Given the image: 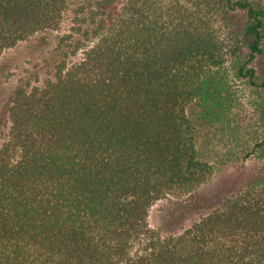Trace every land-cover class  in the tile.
I'll use <instances>...</instances> for the list:
<instances>
[{
    "label": "trees",
    "instance_id": "trees-1",
    "mask_svg": "<svg viewBox=\"0 0 264 264\" xmlns=\"http://www.w3.org/2000/svg\"><path fill=\"white\" fill-rule=\"evenodd\" d=\"M21 46L20 76L0 69V264H264V168L204 194L189 114L241 124L230 64L264 93L262 0H0V59Z\"/></svg>",
    "mask_w": 264,
    "mask_h": 264
},
{
    "label": "rangeland",
    "instance_id": "rangeland-1",
    "mask_svg": "<svg viewBox=\"0 0 264 264\" xmlns=\"http://www.w3.org/2000/svg\"><path fill=\"white\" fill-rule=\"evenodd\" d=\"M262 2L264 3V0ZM240 20L242 26L247 24L246 17L241 15ZM25 47L21 46L0 59V69L11 70L20 76L26 66L25 58H31ZM248 53L249 51L245 47L241 55L243 63L248 60ZM262 64L259 60L250 65L256 66L260 79H264ZM229 72L230 84L238 97V102L230 114L232 118L241 122L239 126H235V124L224 126L220 122L207 124L201 118L202 108L199 104L196 103L189 108L191 118L196 121L199 148L203 157L217 167L213 181L203 190L204 194L208 196L237 191L252 178L259 176L264 168V161L246 159L254 144L264 137V129L259 125V107L260 103L264 102V93L251 87L246 80L236 77L232 64L229 65ZM12 82H15L13 78ZM7 86L9 85L7 84ZM230 128H236L233 131L237 133V135L232 133L235 138L232 141L228 140ZM244 148L247 150L244 151ZM162 206L163 204L160 203L153 208L151 213L153 224L159 223Z\"/></svg>",
    "mask_w": 264,
    "mask_h": 264
}]
</instances>
